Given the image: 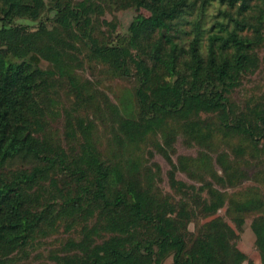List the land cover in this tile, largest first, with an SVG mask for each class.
<instances>
[{
	"label": "trees",
	"instance_id": "1",
	"mask_svg": "<svg viewBox=\"0 0 264 264\" xmlns=\"http://www.w3.org/2000/svg\"><path fill=\"white\" fill-rule=\"evenodd\" d=\"M263 46L264 0H0V264H249V218L264 264Z\"/></svg>",
	"mask_w": 264,
	"mask_h": 264
},
{
	"label": "rangeland",
	"instance_id": "2",
	"mask_svg": "<svg viewBox=\"0 0 264 264\" xmlns=\"http://www.w3.org/2000/svg\"><path fill=\"white\" fill-rule=\"evenodd\" d=\"M147 14V13H144ZM136 13L134 11H118L114 13H107L102 20H105L109 23H118V32L121 33H129L135 29L134 27V18ZM28 25L33 26V23H28ZM106 28V25H104ZM260 58L262 60L261 70H259L256 74L251 75L246 78L243 87L237 91L236 99H248L252 95L259 93L261 86L264 84V46L261 48ZM130 89V84L124 81H107L102 82V90L110 96L112 101L118 102L117 97H121L123 94L127 93ZM178 155H194L195 150L188 149L182 144V140L180 139L176 145ZM155 163L161 165L164 177H163V188L166 191H169L168 180L166 178V172L169 170V165L165 161V159L157 155L155 157ZM179 178L185 181H188L187 178L180 174ZM220 215L225 216V210L220 213ZM55 238H57V244L61 241H65L67 239V235L63 232ZM55 243L51 242L45 246L38 247L35 252L31 253V257L26 264H46L49 261L50 251L55 250ZM239 248L248 256L249 264H261L260 254L255 246V237L251 229V219L249 218L244 226V231L241 234V239L238 242ZM156 264H162L157 262ZM164 264H171V260H168Z\"/></svg>",
	"mask_w": 264,
	"mask_h": 264
}]
</instances>
